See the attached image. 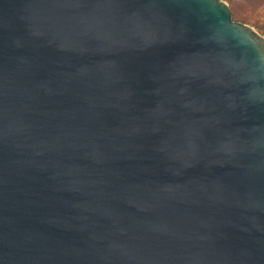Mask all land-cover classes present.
<instances>
[{
	"label": "water",
	"instance_id": "95a60500",
	"mask_svg": "<svg viewBox=\"0 0 264 264\" xmlns=\"http://www.w3.org/2000/svg\"><path fill=\"white\" fill-rule=\"evenodd\" d=\"M0 264H264V35L223 0H0Z\"/></svg>",
	"mask_w": 264,
	"mask_h": 264
},
{
	"label": "rangeland",
	"instance_id": "374dc122",
	"mask_svg": "<svg viewBox=\"0 0 264 264\" xmlns=\"http://www.w3.org/2000/svg\"><path fill=\"white\" fill-rule=\"evenodd\" d=\"M231 5L233 19L254 28L264 35V8L254 11L255 1L258 0H223ZM251 1H253V9ZM259 5V4H258Z\"/></svg>",
	"mask_w": 264,
	"mask_h": 264
},
{
	"label": "trees",
	"instance_id": "16d2710c",
	"mask_svg": "<svg viewBox=\"0 0 264 264\" xmlns=\"http://www.w3.org/2000/svg\"><path fill=\"white\" fill-rule=\"evenodd\" d=\"M253 3V1H251V3L250 4H252ZM255 3V6H254V11H258V10H260V6L262 7V6H264V0H258V2H254ZM259 4V5H258ZM232 6L230 5V8H231ZM252 9H253V4H252ZM232 12V11H231Z\"/></svg>",
	"mask_w": 264,
	"mask_h": 264
},
{
	"label": "crops",
	"instance_id": "0c3cea01",
	"mask_svg": "<svg viewBox=\"0 0 264 264\" xmlns=\"http://www.w3.org/2000/svg\"><path fill=\"white\" fill-rule=\"evenodd\" d=\"M261 8H264V6H262V7L260 6V9H261Z\"/></svg>",
	"mask_w": 264,
	"mask_h": 264
}]
</instances>
